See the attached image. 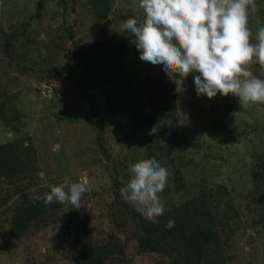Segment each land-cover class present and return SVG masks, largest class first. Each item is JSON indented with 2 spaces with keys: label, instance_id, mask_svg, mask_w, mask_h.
<instances>
[{
  "label": "rangeland",
  "instance_id": "obj_1",
  "mask_svg": "<svg viewBox=\"0 0 264 264\" xmlns=\"http://www.w3.org/2000/svg\"><path fill=\"white\" fill-rule=\"evenodd\" d=\"M143 15L139 0H0V264H264V103L198 96L199 73L177 86L142 61L121 21ZM152 157L169 173L155 224L120 195ZM65 179L85 183L79 208L40 198Z\"/></svg>",
  "mask_w": 264,
  "mask_h": 264
},
{
  "label": "clouds",
  "instance_id": "obj_2",
  "mask_svg": "<svg viewBox=\"0 0 264 264\" xmlns=\"http://www.w3.org/2000/svg\"><path fill=\"white\" fill-rule=\"evenodd\" d=\"M139 7L143 17L122 20L121 29L130 34L142 61L163 66L177 86L189 74L199 73L194 75L198 96L232 94L241 104L264 103V79L246 68L254 59L264 66V27L257 30L256 43L251 42L248 27L249 12L257 10L255 0H139ZM168 175L155 157L140 158L129 165L121 198L158 223L166 211L158 194ZM49 188L40 197L46 205L69 203L74 208L81 206L87 191L84 182L71 179ZM174 224L169 219L165 227Z\"/></svg>",
  "mask_w": 264,
  "mask_h": 264
},
{
  "label": "trees",
  "instance_id": "obj_3",
  "mask_svg": "<svg viewBox=\"0 0 264 264\" xmlns=\"http://www.w3.org/2000/svg\"><path fill=\"white\" fill-rule=\"evenodd\" d=\"M93 11H94V15L95 16H97V11H96V9H95V6L93 7ZM123 212V211H122ZM38 213H40V212H38ZM117 218L119 217V216H116ZM27 218H30V215H27V216H25L24 217V219H27ZM120 218V217H119ZM21 228H23V226L21 227ZM182 237L183 238H185L186 240H187V236H186V233H185V231H184V229H182ZM178 235H180V232H178ZM169 239H171L172 240V237H169ZM188 241V240H187ZM203 251L204 250H197V249H195L194 247H193V244H190L189 242H188V258H192V260H194V261H199V259H198V257H197V255H196V253L195 252H197V253H203ZM91 264V263H90ZM180 264H183V262H182V260L180 261Z\"/></svg>",
  "mask_w": 264,
  "mask_h": 264
}]
</instances>
